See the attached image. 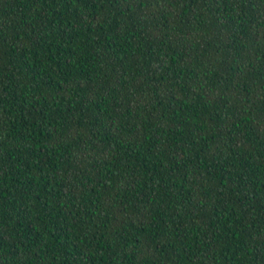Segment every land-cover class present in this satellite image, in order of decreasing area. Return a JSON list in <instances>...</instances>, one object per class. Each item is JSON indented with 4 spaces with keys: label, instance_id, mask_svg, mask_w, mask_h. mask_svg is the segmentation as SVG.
<instances>
[{
    "label": "trees",
    "instance_id": "obj_1",
    "mask_svg": "<svg viewBox=\"0 0 264 264\" xmlns=\"http://www.w3.org/2000/svg\"><path fill=\"white\" fill-rule=\"evenodd\" d=\"M0 264H264V0H0Z\"/></svg>",
    "mask_w": 264,
    "mask_h": 264
}]
</instances>
